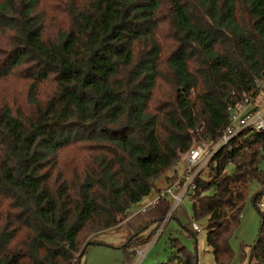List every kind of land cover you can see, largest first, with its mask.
I'll return each mask as SVG.
<instances>
[{"label":"trees","instance_id":"16d2710c","mask_svg":"<svg viewBox=\"0 0 264 264\" xmlns=\"http://www.w3.org/2000/svg\"><path fill=\"white\" fill-rule=\"evenodd\" d=\"M52 2L0 0V88L17 72L29 83L23 102L0 89V264H80L183 155L218 142L227 107L264 77V0ZM233 145L191 201L216 264L232 262L248 189L264 186V135ZM259 214L250 264H264ZM162 264L197 258L178 248Z\"/></svg>","mask_w":264,"mask_h":264},{"label":"rangeland","instance_id":"374dc122","mask_svg":"<svg viewBox=\"0 0 264 264\" xmlns=\"http://www.w3.org/2000/svg\"><path fill=\"white\" fill-rule=\"evenodd\" d=\"M43 1L46 5H52V1L55 0ZM48 14L51 15V12L48 11ZM7 38L6 35L0 32V49H4L3 43ZM163 52L164 55L169 52V48H167L166 44ZM3 82L0 89H3L5 95L14 100L17 99L23 102L22 96L26 88H28V81L24 80L21 74L17 72L14 76L8 77ZM185 158L186 156L183 155L179 164L172 168L169 173L182 175L186 170ZM259 167L264 173V159L261 161ZM231 169L232 167L229 166L227 172H230ZM263 188L264 186L260 185L258 182H253L248 189L249 195L244 204L240 219V227L230 239V246L234 257L230 264H248L250 249L254 245L261 228L259 210L260 212L264 210L259 204L257 205L259 210L256 206H253L252 198L254 195L261 192ZM263 201L264 196L261 203ZM143 203L145 202H141V204ZM191 221L195 222L200 227V231L196 233L194 237L190 235L188 230ZM152 230L153 227H149L138 233L134 237V239L136 238L138 241L136 246L139 243L146 244L149 242L148 244H150L152 241L151 238H153L151 233H153L154 230ZM106 231L103 230L91 238L92 243L87 246L86 251L80 258V264H130V262L133 261L131 260V252L136 248L135 244H131L127 248L109 245V232ZM149 235L150 237L148 238ZM171 241H175L177 246H173ZM178 248H184L191 253H195L197 264H216L212 251L207 245L205 222L203 220L195 221L193 219V209L191 208L190 200L187 198L184 199L182 205L177 207L174 217L168 221L166 228L154 242L147 256L140 264L166 263L177 254Z\"/></svg>","mask_w":264,"mask_h":264},{"label":"built area","instance_id":"2783aa9c","mask_svg":"<svg viewBox=\"0 0 264 264\" xmlns=\"http://www.w3.org/2000/svg\"><path fill=\"white\" fill-rule=\"evenodd\" d=\"M254 91L247 94L240 102L229 105L228 125L222 131L217 143L201 141L200 144L186 155V170L181 177L175 178L167 186L157 193L155 198L149 200L140 208V213L145 215L158 207L165 209L161 215L156 229L152 233V241L139 243L131 252L130 264H140L147 256L154 242L166 228L168 221L174 217L177 207L182 205L184 199L192 201L195 195V180L200 173L208 169L216 152L222 147H228L231 151L234 147L233 140L241 133L251 131L264 135V77L256 78ZM189 232L198 233L200 227L193 221L189 223Z\"/></svg>","mask_w":264,"mask_h":264},{"label":"crops","instance_id":"0c3cea01","mask_svg":"<svg viewBox=\"0 0 264 264\" xmlns=\"http://www.w3.org/2000/svg\"><path fill=\"white\" fill-rule=\"evenodd\" d=\"M171 170L172 169L167 171V173H165L163 177L156 182L154 191L151 192V195L148 198L142 201L145 203L141 204L140 202V204L134 205L128 217L122 223H120L116 228L109 229L107 231L105 230L106 232H109V245H113L115 247H123L126 242L131 239L130 244H135L136 246V243L138 241L136 240V238L134 239V237L138 233L149 227H153V230L156 229V225L158 224L160 217L164 213L165 209L163 207H158L155 210H151V212H149L148 214L143 215L140 213V208L144 206L149 200L155 198L158 195L157 192L165 188L172 179L181 177L183 175L169 173ZM150 235L148 236V238L150 237Z\"/></svg>","mask_w":264,"mask_h":264},{"label":"water","instance_id":"95a60500","mask_svg":"<svg viewBox=\"0 0 264 264\" xmlns=\"http://www.w3.org/2000/svg\"><path fill=\"white\" fill-rule=\"evenodd\" d=\"M194 242H195V240H194ZM254 247V246H253ZM251 259H252V256H249V259H248V264H250V262H251Z\"/></svg>","mask_w":264,"mask_h":264}]
</instances>
